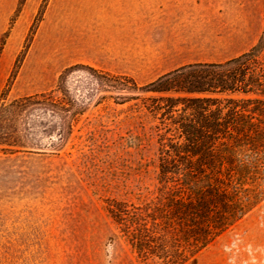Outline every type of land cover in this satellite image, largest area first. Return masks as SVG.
Here are the masks:
<instances>
[{"label": "rangeland", "instance_id": "374dc122", "mask_svg": "<svg viewBox=\"0 0 264 264\" xmlns=\"http://www.w3.org/2000/svg\"><path fill=\"white\" fill-rule=\"evenodd\" d=\"M241 10L243 25L257 17L258 42L264 0H242ZM72 24L73 0H0V103L55 89L64 72L67 108L80 113L66 134L68 115L29 106L17 122L26 148L0 152V264H163L138 258L107 208L158 206V135L172 126L152 99L200 95L145 93L127 80L143 87L178 69L91 72L65 60L58 36ZM8 122L13 113L1 112L0 126ZM187 264H201V252Z\"/></svg>", "mask_w": 264, "mask_h": 264}, {"label": "trees", "instance_id": "16d2710c", "mask_svg": "<svg viewBox=\"0 0 264 264\" xmlns=\"http://www.w3.org/2000/svg\"><path fill=\"white\" fill-rule=\"evenodd\" d=\"M263 50L264 36L235 58L187 65L143 87L127 77L145 93L200 95L152 99L157 104L153 114L172 126L158 135V206L117 202L107 208L138 258L185 264L264 201ZM185 68L195 71L171 80ZM63 75L55 89L0 103V113H13V128L10 122L0 126V152L26 148L17 122L29 106L68 117L66 134L71 133L80 113L67 108L74 101L61 85ZM193 81L199 85L179 86Z\"/></svg>", "mask_w": 264, "mask_h": 264}, {"label": "crops", "instance_id": "0c3cea01", "mask_svg": "<svg viewBox=\"0 0 264 264\" xmlns=\"http://www.w3.org/2000/svg\"><path fill=\"white\" fill-rule=\"evenodd\" d=\"M241 4L73 0L72 32L59 33L58 51L65 60L106 71L222 63L250 50L259 37L256 16L243 25ZM200 252L201 264H264V201Z\"/></svg>", "mask_w": 264, "mask_h": 264}]
</instances>
